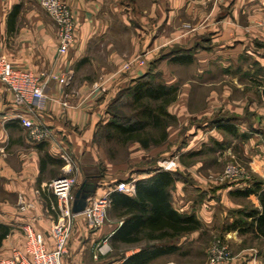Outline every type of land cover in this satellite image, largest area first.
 Returning a JSON list of instances; mask_svg holds the SVG:
<instances>
[{
    "label": "crops",
    "instance_id": "0c3cea01",
    "mask_svg": "<svg viewBox=\"0 0 264 264\" xmlns=\"http://www.w3.org/2000/svg\"><path fill=\"white\" fill-rule=\"evenodd\" d=\"M61 1L70 7L76 22L74 45L62 57L58 56V28L35 0H0V55L17 69L58 77L48 80L49 99L39 114L55 141L40 145L30 142L15 118L25 111L14 105L13 95L0 83V225L8 228L0 240V251L6 255L0 259L24 245L25 225L42 233L52 248L50 229L58 213L47 185L64 173L66 163L58 155L61 148L77 166L73 210H82L89 198L108 193L115 185L111 182L125 180L129 174L125 163L115 165L107 158L97 133L109 122L108 108L117 94L153 66L167 86L179 88L177 100L168 106V112L189 127L178 156L198 161L185 166L167 151L173 142L169 127L160 146L145 149L134 142L139 152L157 154L158 147L165 148L162 164L173 165L169 172L178 167L192 173L211 170L205 159L208 154H214L215 161L222 154L233 158L239 152L259 180L236 190L260 183L264 191V0H146L144 6L140 0ZM15 8L18 14L9 24ZM137 57L144 64L135 62L125 69ZM175 67L182 69V80L173 73ZM88 69L93 77L86 74ZM156 169L166 171L161 166L143 167L132 179L148 177ZM190 186L176 182L170 191L171 205L181 215L195 214L201 230L210 229L217 207L223 204L226 210L231 203L228 197L237 191L227 187L217 197L205 199V187L196 186L202 189L196 192ZM256 195L249 197L258 201ZM20 199L34 209L21 211ZM121 224L116 218L90 231L79 216L64 264H96L99 243L107 240L110 247V237ZM120 245L129 257L152 243L143 239L139 244ZM172 255L148 264H167ZM246 264L264 262L254 259Z\"/></svg>",
    "mask_w": 264,
    "mask_h": 264
},
{
    "label": "trees",
    "instance_id": "16d2710c",
    "mask_svg": "<svg viewBox=\"0 0 264 264\" xmlns=\"http://www.w3.org/2000/svg\"><path fill=\"white\" fill-rule=\"evenodd\" d=\"M17 14L15 8L10 14L9 24L15 21ZM155 67L117 94L108 108L110 120L99 129L97 140L105 139L123 144L138 142L145 149L165 142L168 127L176 121L168 112V106L177 100L178 88L167 86L161 73L154 71ZM125 106L132 107L133 112L126 114L123 111ZM152 130L160 132L158 138L152 135ZM153 172L152 175L135 181L134 196L117 192L111 194L112 205L109 211L116 213L115 216L122 220L121 226L110 237L111 245H134L143 239L152 243L129 257L123 252L117 260L121 261L120 264H148L159 257L175 254L180 250L179 247L176 243L167 245L166 242L178 241L183 236L202 229L195 214L181 215L171 205L170 191L176 182L183 179L181 174L159 169ZM260 185L256 183L235 193L240 197L259 193L260 208L246 215L250 221L238 219L228 231L245 228V231L249 229L259 238H264V191L260 189ZM0 231L1 240L8 233V228L0 225Z\"/></svg>",
    "mask_w": 264,
    "mask_h": 264
},
{
    "label": "built area",
    "instance_id": "2783aa9c",
    "mask_svg": "<svg viewBox=\"0 0 264 264\" xmlns=\"http://www.w3.org/2000/svg\"><path fill=\"white\" fill-rule=\"evenodd\" d=\"M46 15L55 23L59 31L58 56H65L75 42L76 22L69 6L61 0H35ZM264 24V21H263ZM135 62L144 64L140 57L125 65L128 69ZM58 80L57 76L48 73L35 74L29 70L13 67L10 61L0 55V83L6 91L14 97V105L23 109L25 113L15 118L27 132L31 143L40 145L54 142L53 131L44 125L39 114L44 111L47 100L46 87L48 80ZM58 155L65 161L63 175L57 177L47 185V191L56 198L57 204L53 209L58 213L50 229L52 248H49L45 236L36 231L31 225L23 227L25 241L21 248L13 249L10 257L0 259V264H64V257L68 251L75 221L79 216L85 220L90 231L98 230L105 225L108 210L111 208V194L114 192L127 195L135 194V179L130 182L116 183L108 193L89 198L82 212L75 213L73 207V190L78 184L77 166L74 159L61 148ZM162 169L169 171L166 163ZM222 183H243L249 181V173L243 167L229 163L222 176L218 179ZM32 203L19 200V209L27 211L34 209ZM111 251L107 240L98 245L94 258L106 255ZM232 260L227 246L220 240L215 241L208 250L209 264H228Z\"/></svg>",
    "mask_w": 264,
    "mask_h": 264
},
{
    "label": "rangeland",
    "instance_id": "374dc122",
    "mask_svg": "<svg viewBox=\"0 0 264 264\" xmlns=\"http://www.w3.org/2000/svg\"><path fill=\"white\" fill-rule=\"evenodd\" d=\"M140 1L142 2L143 6L147 3L146 0ZM156 70L157 69H155L154 71L156 72ZM172 71L173 73L177 74L182 80L183 72L180 67L172 68ZM158 72L161 73L160 71ZM86 74L90 77H93L92 69H88V72ZM123 111L129 115L133 112V108L130 106H125L123 107ZM169 128H171L170 133L172 135L173 142L169 144V146L167 147V151H172L173 156L179 157V160L181 161V163H184L185 166L197 162V158L190 159V157L184 158L185 155L178 156L179 153L181 154L182 148L184 147L186 142L185 135L187 134V131L189 129L188 125H183L176 119L174 123H171ZM151 132H153L152 135L154 137L158 138L160 135V132L156 130H152ZM98 142L102 145L107 154V158L113 164L121 165L122 163H125V171L127 174L129 173L126 178H123L126 182H130L131 178H137V175L139 173L138 170L140 168L150 167L151 169H155L163 165L162 163L165 160V157L163 156L165 154V150L163 149L165 148L161 149L160 147H158L159 152L157 154H152L149 151L140 153L137 145H135L134 143L123 144L121 142L117 143L116 141L109 142L105 139H100ZM171 147L173 149H171ZM214 158L215 156L212 153L208 154L205 158L208 159L206 160L208 161V168L211 169L209 172L197 171L192 173L189 170L187 171L182 168L179 169L178 167L176 170L183 177L182 181H186L189 185L191 184L190 189L196 192H201L202 189L197 188L196 186L202 185L203 187H205L206 192L203 193L205 199H209V197L212 198L213 194L217 197V193L227 187H232L234 191H241L236 189H239L238 187H240V185L243 183L230 184L227 182L222 183L220 182V180H218L224 173V170L229 163H233L247 170V172L249 173V181H247L246 183H249L252 180H259L258 177H255V173L252 172L249 165L247 164V161L241 154H239V152L233 158L229 155L223 154L221 158H216V162L214 161ZM201 159H203V157H201ZM170 167H173V165L171 164ZM194 174L196 176H194ZM197 178H199L202 183H197L196 181H199ZM114 184L116 185L115 182H111V184L109 185L111 186ZM201 195L202 194H200V198ZM258 195L259 193L256 196L258 197ZM220 198L218 197L216 198V200H220ZM228 200L231 201V203L228 204L226 210H224L226 207L223 204L222 206L220 204L221 207H217L216 212L213 215V221L210 228L211 230L209 228H203V230L196 231V233H191L187 236L185 235L184 237L187 239L181 240V238L178 240L180 244V250L168 258V260L166 261L167 264H209L208 250L210 246L217 240H220L229 249L232 260L228 264H239L241 262H243V264H246L247 262L254 259L264 262V238H259L254 232L249 231V229L248 231H245V228L239 230L238 232L228 231V229L233 226L235 221H237L238 219H241L243 221H250V219H248L246 215L253 210L259 209V198L258 201H256L251 199L250 197L229 196ZM197 207L198 205H196V208ZM109 210L107 213L108 220L105 224H107L109 220L117 218L115 216L116 213H111V210ZM176 242L177 241H174V243ZM99 244L102 245L103 243ZM109 245L111 251L108 254L99 257L98 260H95L96 264H110L116 262L125 251L124 246H121L120 244H118L117 247H113V245L111 244ZM4 254L6 255L4 251H0V258L4 257ZM158 264L166 263L159 262Z\"/></svg>",
    "mask_w": 264,
    "mask_h": 264
},
{
    "label": "water",
    "instance_id": "95a60500",
    "mask_svg": "<svg viewBox=\"0 0 264 264\" xmlns=\"http://www.w3.org/2000/svg\"><path fill=\"white\" fill-rule=\"evenodd\" d=\"M75 213H79V212H82L83 211V209L81 210H79V209H77V210H73Z\"/></svg>",
    "mask_w": 264,
    "mask_h": 264
}]
</instances>
